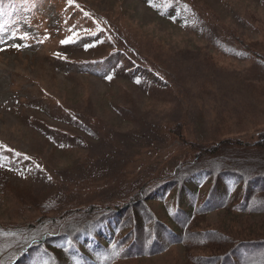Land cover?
Returning <instances> with one entry per match:
<instances>
[{
    "label": "rangeland",
    "instance_id": "rangeland-1",
    "mask_svg": "<svg viewBox=\"0 0 264 264\" xmlns=\"http://www.w3.org/2000/svg\"><path fill=\"white\" fill-rule=\"evenodd\" d=\"M0 49L4 228L34 224L44 204L47 217L123 206L190 144L264 131V0H0ZM174 204L168 194L149 206L167 222Z\"/></svg>",
    "mask_w": 264,
    "mask_h": 264
},
{
    "label": "trees",
    "instance_id": "trees-1",
    "mask_svg": "<svg viewBox=\"0 0 264 264\" xmlns=\"http://www.w3.org/2000/svg\"><path fill=\"white\" fill-rule=\"evenodd\" d=\"M190 146L170 176L140 185L123 206L47 217L55 206L44 204L34 224L0 226V264H119L176 247L196 252L190 264H264V131L251 142L224 138ZM203 185L208 191L198 205ZM168 194L174 211L160 222L149 205ZM215 214L224 216L221 226L206 227ZM234 226L243 232L234 233Z\"/></svg>",
    "mask_w": 264,
    "mask_h": 264
},
{
    "label": "snow or ice",
    "instance_id": "snow-or-ice-1",
    "mask_svg": "<svg viewBox=\"0 0 264 264\" xmlns=\"http://www.w3.org/2000/svg\"><path fill=\"white\" fill-rule=\"evenodd\" d=\"M69 2L71 3L72 0H69ZM70 42H71L70 40L62 41V43H64V44H67V43H70ZM91 46L92 45H89L88 47H91ZM13 47H16L17 49H19L20 48V45L16 44V45H13ZM0 50H4V49H0ZM85 50H87V48ZM108 79H111V77H108ZM137 83H139V81H137Z\"/></svg>",
    "mask_w": 264,
    "mask_h": 264
}]
</instances>
